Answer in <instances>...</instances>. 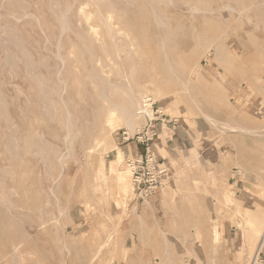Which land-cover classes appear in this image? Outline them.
<instances>
[{"label": "rangeland", "instance_id": "374dc122", "mask_svg": "<svg viewBox=\"0 0 264 264\" xmlns=\"http://www.w3.org/2000/svg\"><path fill=\"white\" fill-rule=\"evenodd\" d=\"M16 1L0 0V264H264V0ZM115 89L133 128L101 122L129 100ZM148 119L150 149L161 124L188 148L140 200L124 133Z\"/></svg>", "mask_w": 264, "mask_h": 264}, {"label": "bare ground", "instance_id": "6f19581e", "mask_svg": "<svg viewBox=\"0 0 264 264\" xmlns=\"http://www.w3.org/2000/svg\"><path fill=\"white\" fill-rule=\"evenodd\" d=\"M5 1H6V0H5ZM17 1H18V0H17ZM17 1H16V2H17ZM24 1H25V0H24ZM75 1H76V0H75ZM89 1H90V0H89ZM3 2H4V1H2L1 4H2ZM50 2H51V1H50ZM52 2H53V1H52ZM59 2H60V1H59ZM93 2L96 3V1H93V0H92V3H93ZM20 3H21V0H20ZM24 3H27V2H24ZM60 3H61V2H60ZM76 3H77V2H76ZM79 3H80V2H79ZM79 3H78V5H77L78 8H79ZM82 3H84V2H82ZM82 3H81V4H82ZM88 3H89V2H88ZM8 4H9V1H8ZM10 4H11V3H10ZM10 4H9V5H10ZM53 4H55V2H54ZM81 4H80V5H81ZM90 4H91V3H90ZM99 4H100V3H99ZM17 5H19V4L17 3ZM22 5H24V4H22ZM22 5H21V6H22ZM26 5H27V4H26ZM59 5H60V4L57 3V7H60ZM92 5H93V4H92ZM94 5L96 6V4H94ZM97 5H98V4H97ZM100 5H101V4H100ZM100 5H99V7H98L99 9H97L98 12H99V10L102 8ZM21 6H20V7H21ZM50 6H51V5H50ZM54 6H56V4H55ZM54 6H52V8H53ZM84 6H87V7H88V5H84ZM95 6H94V7H95ZM112 6H113V5H112ZM11 7H12V6H11ZM28 7H29V6H28ZM30 7H31V5H30ZM35 7H36V6H35ZM82 7H83V4H82ZM82 7H80V8H82ZM96 7H97V6H96ZM96 7H95V10H96ZM8 8H9V7H8ZM24 8H25V7H24ZM80 8H79V9H80ZM50 9H51V8H50ZM58 9H59V10H56V9H55V10L57 11V14H59L58 11H60V8H58ZM83 9H85V8H83ZM263 9H264V8H263ZM34 10H35V9H34ZM55 10L53 9L54 12H55ZM88 10L91 11L90 9H88ZM79 11H80V10H79ZM89 11H88V12H89ZM103 11H104V10H103ZM92 12H95V11H92ZM261 12H262V10H261ZM18 13H19V12H18ZM77 13H78V12H77ZM95 13H96V12H95ZM101 13H102V12H101ZM101 13H100V14H101ZM106 13H107V12H106ZM106 13H105V14H106ZM110 13H111V11H110ZM110 13L108 12L107 15H109ZM112 13H114V12H112ZM112 13H111V14H112ZM62 14H63V12H62ZM68 14H69V12H68ZM96 14H97V13H96ZM100 14H99V15H100ZM103 14H104V12H103ZM114 14H115V13H114ZM263 14H264V13H263ZM11 15H12V14H11ZM18 15H19V14H18ZM20 15H21V14H20ZM20 15H19V17H20ZM55 15H56V14H55ZM12 16H13V15H12ZM15 16H16V15H15ZM24 16H25V15H24ZM101 16H102V15H101ZM105 16H106V15H105ZM105 16H103V17H105ZM115 16H116V15H115ZM80 17H81V16H80ZM95 17H97V16H95ZM112 17H113V16H112ZM3 18H4V17H3ZM5 18H6V17H5ZM9 18H10V17H9ZM11 18H13V17H11ZM14 18H15V17H14ZM14 18H13V19H14ZM16 18L18 19V16H16ZM20 18H21V17H20ZM27 18H28V17H27ZM33 18H34V17H33ZM59 18H60V16H59ZM62 18H63V17H62ZM83 18H85V17H83ZM101 18H102V17H101ZM0 19H1V16H0ZM13 19H12V20H13ZM25 19H26V18H25ZM103 19H104V18H103ZM113 19H115V18H113ZM116 19H117V18H116ZM4 20H5V19H4ZM12 20H11V21H12ZM18 20H20V19H18ZM56 20H57V19H56ZM80 20H81V19L79 18V21H80ZM109 20H111V19H109ZM157 20H158V19H157ZM160 20H161V19H160ZM13 21H14V20H13ZM15 21H17V20H15ZM20 21H21V20H20ZM47 21H48V20H47ZM64 21H65V20H64ZM64 21H63V22H64ZM76 21H77V20H76ZM83 21H84V20H83ZM91 21H92V19H91ZM106 21H107V19H106ZM116 21H117V20H116ZM18 22H19V21H18ZM59 22H61V21L59 20ZM158 22H159V21H158ZM61 23H62V22H61ZM84 23H86V22H84ZM90 23H91V22H90ZM105 23H106V22H105ZM107 23H108V22H107ZM107 23H106V24H107ZM160 23H162V22H160ZM160 23H159V24H160ZM262 23H263V22H262ZM18 24H20V23H18ZM76 24H77V23H76ZM53 25H55V24H53ZM53 25H52V26H53ZM80 25H81V24H80ZM87 25H88V27L90 26L89 24H87ZM109 25H110V24H109ZM109 25H107V27H108ZM113 25H114V24H113ZM4 26H5V25H4ZM48 26H49V25H48ZM52 26H51V27H52ZM56 26H57V25H56ZM62 26H63V24H62ZM118 26H120V25H118ZM51 27H50V28H51ZM53 27H54V26H53ZM64 27H65V22H64ZM91 27H93V26L91 25ZM104 27H105V29H106V31H107V27H106V25H104ZM110 27H111V26H109L108 28L111 29ZM14 28H15V27H14ZM68 28H69V27H68ZM112 28H113V27H112ZM64 29H65V28H64ZM114 29H115V28H114ZM4 30H5V29H4ZM62 30H63V29H62ZM119 31H120V33H121V29H119ZM81 32H82V31H81ZM116 32H118V31H116ZM10 33H11V32H10ZM86 33H87V31L85 32V36H87ZM90 33H91V32H90ZM97 33H98V32H97ZM110 33H111V32H109V34H110ZM118 33H119V32H118ZM12 34H13V33H12ZM17 34H18V32H17ZM92 34H93V33H92ZM112 34H113V33H112ZM112 34H110V35H112ZM116 34H117V33H116ZM123 35H124V34H123ZM85 36H84V37H85ZM92 36H93V35H92ZM92 36H91V37H92ZM125 36H126V35H125ZM84 37H83V38H84ZM10 38H11V37H10ZM245 38H246V37H245ZM246 39H247V38H246ZM17 41H18V40H17ZM21 41H22V40H21ZM21 41H20V42H21ZM58 41H59V40H58ZM58 43H59V42H58ZM58 43H57V45H58ZM84 43H85V41H84ZM253 43H254V42H253ZM21 44H22V43H21ZM19 46H20V45H19ZM23 47H24V46H23ZM70 47H71V46H70ZM68 48H69V47H68ZM75 48H76V47H75ZM75 48H74V49H75ZM62 50H63V47H62ZM253 50H254V49H253ZM67 51H69V49H68ZM72 51H73V49H72ZM74 51H75V50H74ZM74 51H73V52H74ZM24 52H25V51H24ZM49 52H50V51H49ZM66 53H68V52H66ZM38 55H39V54H38ZM56 55H57V54H56ZM64 55H66V54H64ZM70 55H71V54H70ZM63 57H65V56H63ZM91 57H92V56H91ZM91 57H90V58H91ZM57 58H58V57H57ZM66 58H67V60L70 61V57H66ZM68 58H69V59H68ZM88 58H89V57H88ZM132 58H133V57H132ZM43 59H44V58H43ZM26 60H27V59H26ZM58 60H59V59H58ZM91 60H92V59H91ZM91 60H90V61H91ZM21 61H22V60H21ZM59 61H61V60H59ZM133 61H134V60H133ZM32 62H33V61H32ZM66 62H67V61H66ZM91 62L93 63V61H91ZM27 63H28V62H27ZM27 63H26V64H27ZM61 63H62V62H61ZM71 63H73V62H71ZM26 64H25V65H26ZM62 64H63V63H62ZM67 64H68V62H67ZM67 64H65V65H67ZM72 65H73V64H72ZM31 66H32V65H31ZM254 66H255V65H254ZM27 67H28V66H27ZM64 67H65V66H64ZM75 67H76V66H75ZM10 68H11V67H10ZM30 68H31V67H30ZM86 68H88V67H86ZM16 69H17V68H16ZM60 69H61V68H60ZM65 69H66V68H65ZM76 69H77V68H76ZM97 69H98V68H97ZM38 70H39V69H38ZM35 71H36V70H35ZM54 71H55V70H54ZM84 71H85V70H84ZM170 71H171V70H170ZM51 72H52V71H51ZM60 72H61V71H60ZM33 73H34V72H33ZM89 73H90V71H89ZM37 74H39V73H37ZM37 74H36V75H37ZM59 74H60V73H59ZM90 74H91V73H90ZM81 75H82V74H81ZM30 76H31V75H30ZM37 76H38V75H37ZM58 76H59V75H58ZM84 76H85V75H84ZM84 76H83V78H84ZM42 77H43V76H42ZM33 78L36 80L35 77H32V79H33ZM78 78H79V80H80L82 77H81V78L78 77ZM78 78H77L76 80H78ZM85 78H86V77H85ZM88 78H89V75H88ZM90 78H91V76H90ZM171 78H172V77H171ZM86 79H87V78H86ZM86 79H85V80H86ZM35 80H34V81H35ZM95 80H96V79H95ZM174 80H175V79H174ZM36 82H37V81H36ZM39 82H40V81H39ZM76 83H77V81H76ZM79 83H80V82H78V86H79ZM103 83H104V84H105V83L107 84V81H105V82H103ZM103 83H102V84H103ZM255 83H256V81H255ZM36 84H37V83H36ZM40 84H41V83H40ZM133 84H134V83H133ZM108 85H110L109 82H108ZM38 86H39V85H38ZM102 86H105V85H102ZM106 86H107V85H106ZM110 86H111V85H110ZM258 86H259V85H258ZM42 87H43V85H42L41 87H39V88H42ZM80 88H81V87L79 86V89H80ZM103 88H104V87H103ZM106 88H107V87H106ZM79 89H78V91H79ZM104 89H105V88H104ZM54 90H55V88H54ZM108 90H109V91L112 90L111 87H110V89L108 88ZM117 90H118V89H117ZM121 90H123V89H121ZM14 91H15V90H14ZM32 91H33V90H32ZM105 91H106V90H105ZM113 91L115 92L116 89L113 90ZM113 91H112V92H113ZM118 91H119V90H118ZM123 91H124V90H123ZM123 91H121V92H123ZM139 91H140V90H139ZM139 91H138V92H139ZM54 92H56V90H55ZM101 92H104V91H102V89H101ZM125 92H126V91H125ZM57 93H58V92H57ZM109 93L111 94V91H110ZM126 93H127V94H126ZM126 93H125V94L121 93V95L123 94L122 96L119 95V93H116V92H115V93H112V96H113V94H114V95L117 94V95L121 96L122 99H123V98H126V99H129V100H126V102H124V103H120V104H115V103L112 104V102H111V104H109L108 107L105 105V107H106V111H107V112H106V113L103 112V114H104V113H105V114L103 115V116H104V119H101V122H102V120H103V122H104V124H105L106 126L108 125L110 128H112V126H113L115 123H118V124H119V121L121 120V121H124L125 124L127 123V125H128L129 128H133L134 123H135V120H134L133 115H132V113H133L132 110H133V109L135 108V106H136V104H135V101H136L135 99H136V98L134 99V95H133L134 93H133V92L130 91V92H126ZM132 93H133V94H132ZM142 93H144V91H143ZM142 93H141V94H142ZM146 93H147V91H146ZM101 94H102V96H103V93H101ZM3 95H4V94H3ZM59 95H60V93H59ZM79 95L81 96L82 94L80 93ZM142 95H143V94H142ZM256 95H257V94H256ZM46 96H47V95H46ZM77 96H78V95H77ZM77 96H76V97H77ZM102 96H101V98H102ZM109 96H110V95H109ZM119 96H117V97L119 98ZM61 97H63V96H61ZM105 97H106V96H105ZM105 97H104V98H105ZM106 98H107V97H106ZM106 98H105V100H107ZM73 99H74V98H73ZM84 99H85V98H84ZM119 99H120V98H119ZM119 99H118V100H119ZM5 100H6V99H5ZM61 100H62V99H61ZM110 100H111V99H110ZM137 100H138V99H137ZM144 100H145V99H144ZM58 101H59V100H58ZM72 101L74 102V100H72ZM97 101H98V99H97ZM100 101H101V100H100ZM112 101H113V100H112ZM46 102H47V100H46ZM65 102H66V101H65ZM78 102H79V101H78ZM122 102H123V101H122ZM137 102H138V101H137ZM144 102H145V101H144ZM48 103H49V102H48ZM60 103H62V102H60ZM95 103H96V102H95ZM103 103H104V101H103ZM105 103H107V101H105ZM108 103H109V101H108ZM4 104H5V103H4ZM100 104H101V103H100ZM100 104H99V105H100ZM5 105H6V104H5ZM51 105H52V104H51ZM102 105H103L102 107H104V104H102ZM7 106H8V105H7ZM43 106H44V105H43ZM138 106H139V105H138ZM53 107H54V106H53ZM78 107H80V106L78 105ZM20 108H21V107H20ZM65 108H66V107H65ZM81 108H82V107H81ZM5 109H6V108H5ZM135 109H136V108H135ZM141 109H142V108H141ZM7 110H8V109H7ZM45 110H46V109H45ZM58 110H59V108H58ZM66 110H67V109H66ZM99 110L102 111L101 108H100ZM103 111H105L104 108H103ZM75 113H76V112H75ZM140 113H141V112H140ZM47 114H48V113H47ZM47 116H48V115H47ZM64 116H65V114H64ZM68 116H69V115H68ZM68 116H67V117H68ZM67 117H66V118H67ZM73 117H74V116H73ZM84 117H85V116H83V119H84ZM81 118H82V117H81ZM101 118H102V117H101ZM51 119H52V118H51ZM54 119H55V118H54ZM68 119H70V117H69ZM97 120H98V119H97ZM99 120H100V119H99ZM86 122H87V120H86ZM124 122H123V123H124ZM65 123L68 124L67 119H66V122H65ZM123 123H122V124H123ZM100 124H101V123H100ZM118 124H116V125L118 126ZM69 125H70V124H69ZM87 125H88V122H87ZM116 125H114V127H115ZM63 126H64V125H63ZM97 126H98V125H97ZM106 126H104V127L106 128ZM117 126H116V127H117ZM119 126H120V125H119ZM15 127H16V126H15ZM68 127H69V126H68ZM104 127H103V128H104ZM109 127H108V128H109ZM116 127H115V128H116ZM128 127H127V128H128ZM105 128H104V129H105ZM108 128H107V130H109ZM66 129H68V128H66ZM93 129H94V128H93ZM93 129H92V130H93ZM104 129H103V130H104ZM113 129H114V128H113ZM68 130H69V129H68ZM68 130H67V131H68ZM76 130H77V129H76ZM97 130L99 131V130H101V129H99V127H98ZM82 131H83V130H82ZM93 131H94V130H93ZM111 131H112V129H111ZM99 132H101V131H99ZM99 132H96V135H98ZM105 132L107 133L106 130H105ZM105 132H104V133H105ZM113 132H114V131H113ZM247 132H248V131H247ZM69 133H70V132H69ZM89 133H90V132H89ZM94 133H95V132H93V135H94ZM102 133H103V131H102ZM102 133H101V134H102ZM106 133H105V134H106ZM67 134H68V133H67ZM101 134H99L98 137L101 136ZM96 135H94L93 137H95ZM102 135H103V134H102ZM69 136L71 137V134H69ZM69 136H68V138H69ZM75 137H76V136H75ZM101 137H102V136H101ZM13 138H14V137H13ZM72 138H73V136H72ZM91 138H92V136H91ZM104 138H105V135H104ZM108 138H109V136L107 135V139H108ZM17 139H18V138H17ZM35 139H36V138H35ZM39 139H41V138H39ZM95 139H96V138H95ZM95 139H94V140H95ZM105 139H106V138H105ZM90 143H91V142H90ZM92 143H93V142H92ZM34 144H35V143H34ZM40 144H41V143H40ZM96 144L98 145L97 142L95 143V145H96ZM100 144H103V143H100ZM100 144H99V145H100ZM37 145H38V144H37ZM47 145H48V144H47ZM68 146H69V145H68ZM45 147H47V146H45ZM98 147H99V146H98ZM44 149H45V148H44ZM51 149H54V148L51 147ZM59 149H60V148H59ZM51 152H53V151H51ZM56 152L58 153V151H56ZM42 153H43V151H42ZM53 153H54V152H53ZM59 153H61V154L63 155L62 152H59ZM40 154H41V153H40ZM45 154H47V153L45 152ZM38 155H39V154H38ZM48 155H49V153H48ZM48 155H47V156H48ZM64 155H65V154H64ZM41 156H42V155H41ZM47 156H46V157H47ZM14 157H16V156H14ZM68 157H69V156H68ZM40 158H41V157H40ZM44 158H45V155H43L42 159H44ZM121 158H122L121 156H118V161L121 160ZM35 160H36V159H35ZM44 160H45V159H44ZM57 160H58V159H57ZM40 161H41V160H40ZM62 161H63V160H62ZM21 162H22V161H21ZM43 162H44V161H43ZM43 162H41V163H43ZM64 162H65V160H64ZM48 164H50V163H48ZM63 164H64V163H63ZM44 166L46 167L47 165L45 164ZM44 166H43V167H44ZM63 166H64V165H63ZM46 168H47V167H46ZM64 168H65V167H64ZM16 169H17V168H16ZM43 171H44V169H43ZM45 171H46V170H45ZM47 171H48V169H47ZM49 171H52V169L50 170V167H49ZM44 173H45V172H44ZM63 173H64V172H63ZM105 173H106V172H105ZM107 173H108V175H109V170H108V169H107ZM47 174H48V177H49L50 175H49L48 172H46V176H47ZM127 174L129 175V173H127ZM59 175L61 176V174H59ZM61 177H62V176H61ZM128 177H129V176H128ZM45 178H46V177H45ZM50 178H51V177H50ZM124 178H125V177H124ZM58 179H59V178H58ZM37 180H39V179H37ZM117 182H118L120 185L127 186V185H124L125 182H124V179L121 177V175H119V176L117 177ZM39 184H40V183H39ZM123 190H124V189H123ZM125 190H126V189H125ZM51 191H52V189H51ZM123 192H124V191H123ZM27 193H28V192H27ZM40 195H41V194H40ZM6 201H7V200H6ZM58 221H59V220H58ZM194 232H195V231H194ZM191 233H192V232H191ZM56 237H57V236H56ZM244 237H245V236H244ZM262 238H263L262 240H264V230H263ZM261 243H262V242H261ZM36 244H37V243H36ZM261 246H262V245H261ZM261 246H260V247H261ZM172 248H173V247H172ZM183 248H184V247H183ZM215 248H216V247H215ZM186 250H187V249H186ZM192 253H193V252H192ZM215 255H216V254H215ZM215 255H214V256H215ZM188 257H189V256H188ZM214 258H215V257H214ZM168 260H169V259H168Z\"/></svg>", "mask_w": 264, "mask_h": 264}, {"label": "built area", "instance_id": "2783aa9c", "mask_svg": "<svg viewBox=\"0 0 264 264\" xmlns=\"http://www.w3.org/2000/svg\"><path fill=\"white\" fill-rule=\"evenodd\" d=\"M143 114L147 117L146 110ZM155 119H148L149 123L143 131H139L136 135L131 136L124 133V140H134L138 144L146 148L144 157H138L133 161H129V166H133V184L137 190V198L140 200H147L150 196L154 195L163 186L164 182L168 179V172L162 164H160L156 157L150 152V145L158 135L157 131L153 129V122ZM163 122L165 120H162ZM260 253H257L253 264H257Z\"/></svg>", "mask_w": 264, "mask_h": 264}, {"label": "crops", "instance_id": "0c3cea01", "mask_svg": "<svg viewBox=\"0 0 264 264\" xmlns=\"http://www.w3.org/2000/svg\"><path fill=\"white\" fill-rule=\"evenodd\" d=\"M176 119V118H175ZM178 122L179 120L176 119ZM161 136L160 140L155 143L150 152L156 157V159L167 169L169 173L168 165L165 163V160H168V163L174 161L176 155H181L185 152V149L188 148V138L185 136L183 130L172 128L167 125H160ZM124 151L127 155L125 162L133 161L138 157H144L146 154V149L143 146H140L136 143H129L124 146ZM169 175V174H168ZM170 180V176L165 182Z\"/></svg>", "mask_w": 264, "mask_h": 264}]
</instances>
